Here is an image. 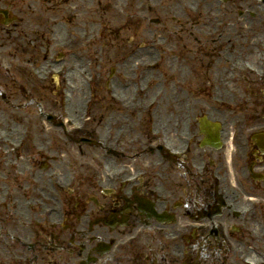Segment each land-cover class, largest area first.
Here are the masks:
<instances>
[{
  "label": "flooded vegetation",
  "instance_id": "1",
  "mask_svg": "<svg viewBox=\"0 0 264 264\" xmlns=\"http://www.w3.org/2000/svg\"><path fill=\"white\" fill-rule=\"evenodd\" d=\"M168 1L0 0V108L5 111L28 109L41 99L42 86L36 76H46L49 53L58 48L70 50L80 46L76 43L67 49L62 35H69L72 40L97 29L105 46L112 50H123L128 44H134L138 30L153 37L158 35L156 33L171 31L192 36L183 23L169 21ZM225 3L232 7L236 3L255 4L256 0H227ZM255 10L260 16V10ZM177 13L183 15L180 11ZM231 15L246 18L250 24L259 19L251 12L232 11ZM173 46L178 50L186 47L180 42ZM80 48L84 50V45ZM47 81L49 86L45 89L51 93L53 84ZM187 116L191 120L181 128L178 123L181 121L174 124L169 117L162 125L166 139L177 146L188 147L186 154L179 158L170 157L158 142L148 139V135L140 133L141 141H145H140V149L135 148L129 154L117 150L122 137L119 141L114 137V155L100 158L113 161L116 157L114 165H118L119 159L124 157H146V162L138 168L121 162L120 168L126 173L132 170L141 174L142 180L131 186L119 185L102 195L98 183L105 173L103 163L90 156L84 158L85 162L72 160L65 164L71 168L66 179L70 188L64 193L55 190L54 198V208H58L63 225L47 232L40 224L41 219L34 220L30 226L29 246L16 237L7 250L0 252V264H235L236 255L251 258L263 254L258 238L251 236L246 228L264 224V209L256 212L247 203L245 213L235 214L233 206L243 204V200L228 182L234 179L244 194L242 185L248 178L249 167L261 165L264 169V153L250 138L252 152L259 155L251 163L239 160L243 152L241 141L237 144V159L230 164V169L225 165L223 148L202 149L201 154L194 155L195 114L192 111ZM79 138L72 137L70 141L80 143L82 138ZM27 158L31 165L37 159L33 155ZM260 182L264 185V178ZM223 191L229 194L231 206L221 210L220 216L201 219L208 215L210 208L218 209V195ZM259 195L264 201V187ZM257 213L262 222L253 218ZM198 219L209 227L227 228V243L223 240V237L226 239L224 233L218 230L214 236L209 232L185 233V226ZM236 221L243 224L242 231H231V223ZM234 234L241 238H235ZM171 236L179 240L171 242ZM22 237L25 239V234Z\"/></svg>",
  "mask_w": 264,
  "mask_h": 264
},
{
  "label": "rangeland",
  "instance_id": "2",
  "mask_svg": "<svg viewBox=\"0 0 264 264\" xmlns=\"http://www.w3.org/2000/svg\"><path fill=\"white\" fill-rule=\"evenodd\" d=\"M170 1L167 2V5ZM187 3L195 4L198 8L197 16L191 18L195 22L193 27H189V25L187 28L193 33V37L196 36L206 45H202L208 49L206 55L198 54L192 57L187 47V50L183 51L180 56L176 57L174 53L170 58L164 54L166 46H160L159 50L149 51V54L141 53L143 60L135 61V59H132V62L127 61L125 64L115 66L116 73L112 75L109 83L113 85L115 83L113 81H118L120 86L116 85V92L126 95L125 98H129L132 95V102L139 101L135 104L141 110L139 112L141 116L136 114L138 112L127 115V112H120L116 107L109 105L107 97H109L111 92L107 91L109 94H105V89L108 87L106 88L102 77L106 75L112 65L101 66L102 62L100 60L106 53L99 49L98 40L94 36L95 32L90 36L89 33H85L82 36L84 40L90 38V49L87 52L90 63L85 62L87 61L85 60L83 63L84 67L81 66L82 63H78V67L75 66V77L79 78L81 84L77 85L74 79L67 80L66 78L67 82H69L68 88L71 82H74L75 86L73 92H71L70 88L66 89L69 97L64 99L60 96L65 83L64 79L61 78L58 84V97H51L53 105L58 102L57 110L61 114L66 112V118L73 124L86 122V130L89 131L86 136L89 138L111 137L113 139L115 137L117 139L119 133L122 134V142L121 144L119 143L117 150L121 149L127 154H129L133 145L138 146L141 141L140 133L143 136L148 135L150 140H162L165 135L159 133V129H162V125L167 123V117L174 124H177V120L181 121L178 122L181 128L182 125H187L188 121H190L186 113L188 114L192 111L198 118L204 116L211 119L210 115H213L222 122L224 129L230 133L233 132L231 128L233 121L236 127L242 124L240 117L242 114L244 117L245 109H254V112L260 113L255 117L259 120L263 118L264 124V105H261L264 103V97L255 98L250 92V89L254 86L253 84L261 86L262 83L257 81V75L249 74L245 70L250 65L259 71H264V24L262 27L259 26L261 25L260 21H253L250 24L246 18L239 20L229 14L226 8L218 5H214L216 7L213 8V10H217L214 11L213 16H217L214 19L211 14L213 12L206 11V8L211 4L209 0H174L170 3V5L175 6V9L171 8L175 11L173 13H176V11L184 12V5ZM237 8L238 6L235 9ZM185 12L188 13L187 10ZM206 15H209L211 19L213 18L212 22L204 18ZM204 19L205 21H203ZM244 23H247L248 26L252 25L257 30L252 31ZM245 27H248V29ZM138 32L144 33L145 31L138 30ZM151 36L145 34V37ZM187 36L188 34H183L181 39ZM61 39L67 41L65 44L67 49H70L78 42V38L70 40L71 37L69 35H62ZM115 53L118 56L122 54V52L118 51ZM110 55L113 56V52ZM156 57L159 58V61L162 59L161 66H163L159 67L158 70L147 69L149 72L146 73L149 75H142V72L137 68V64L141 61H150ZM192 58H194V63L188 67V63H185L184 60L190 61ZM68 60L70 61V58ZM180 62L183 64L175 66ZM72 64L74 63H69L68 67L72 66ZM170 66H175L176 72L174 77L169 79L168 68ZM204 72L207 73L208 81L205 83L203 78L204 84L201 87L205 85L204 88L207 90V85L208 92H206L207 94L205 92L194 93L193 91L197 85L191 81L188 86L186 81L191 80V74L193 78L196 74ZM80 73L82 76H80ZM85 76L91 81L84 82L83 77ZM144 77L149 79L145 84L143 83ZM175 77H178L179 81H184L183 85H180V82L179 85L186 88L185 91L179 88L178 80ZM141 87H143V91L140 89ZM102 94H105V96ZM102 97L106 98V103L104 100L101 101ZM87 102L89 103L88 105ZM135 107L133 103L131 109L134 110ZM215 109H219V112ZM170 110L173 113H170ZM175 114L179 115L175 116ZM41 120V117L25 112L16 113L15 116L11 115L10 117L5 113H0V177L1 174L5 175L6 165L11 164L10 168L7 169L6 183L0 184L2 197L9 199L7 215L0 211V252L7 250L14 243L17 236H24L25 231L19 225L14 213H24L27 218L32 220L42 215L40 209L33 208L37 207L38 198L40 199V197H37V192L41 191L40 189H44L45 192L43 194L48 196L51 183L42 181L43 174H40V172H50L52 169L57 168L60 173L63 172L65 180L69 178L71 170L65 165L69 158L72 160L78 157L81 158L79 160H84V158L90 156L95 157L94 161H99L105 165V173L118 169L121 162L132 166L130 157L119 159L121 161L118 165H114L116 157H113V161L112 159L104 160L100 158L99 154L102 149L97 144L88 146L81 144L80 146L78 142L71 143L65 139L62 129L44 122L41 124ZM259 122L258 124H260ZM27 128L32 131V138L19 151L18 156L10 154L9 151L11 149L8 142L19 140L18 138L23 135L24 130ZM32 140L37 147L42 149L44 155H53V158H55L46 169H41L40 171L38 168L31 170V166L23 168L24 164L22 167L20 166L21 163L17 161L21 157L24 158L25 154L30 153L29 149H31ZM60 141H63L66 145H62ZM143 141L145 140H142L141 143ZM27 160L28 158H24L23 162L27 163ZM55 160L57 161L53 163ZM42 161L47 162L49 159L38 162L35 160L33 167H38L40 165L39 162ZM130 172H128V175ZM33 177L41 180L36 190L33 188L32 182H29ZM0 199L2 198L0 197ZM13 199L18 201L17 206L13 205Z\"/></svg>",
  "mask_w": 264,
  "mask_h": 264
},
{
  "label": "bare ground",
  "instance_id": "3",
  "mask_svg": "<svg viewBox=\"0 0 264 264\" xmlns=\"http://www.w3.org/2000/svg\"><path fill=\"white\" fill-rule=\"evenodd\" d=\"M214 5H216V4L214 3V4H212L211 6H208V7L206 8V11H207V12H213V13H211L212 15H214V11H217V10H213V8L216 7V6H214ZM216 17H217V16H213L214 19H216ZM213 18H212V19H213ZM212 19L210 18L209 15H208L207 18H206V20L209 21V22H210V21L212 22ZM156 70H157V69H156ZM154 72H155V71H154Z\"/></svg>",
  "mask_w": 264,
  "mask_h": 264
}]
</instances>
